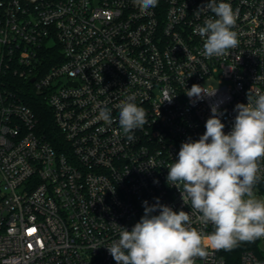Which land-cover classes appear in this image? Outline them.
Here are the masks:
<instances>
[{
  "label": "built area",
  "instance_id": "1",
  "mask_svg": "<svg viewBox=\"0 0 264 264\" xmlns=\"http://www.w3.org/2000/svg\"><path fill=\"white\" fill-rule=\"evenodd\" d=\"M219 2L237 13L239 43L207 58L194 29L216 18L208 0H159L148 13L133 0H0V264H116L113 223L131 230L144 201L191 214L167 166L205 132L213 106L227 133L235 106L264 93V0ZM20 80L46 95L61 148L38 131ZM193 84L213 94L190 99ZM129 95L147 113L132 141L118 123ZM103 107L113 123L97 118ZM255 192L264 198V180ZM192 226L214 230L194 216ZM262 244L237 263L208 248L195 264H264Z\"/></svg>",
  "mask_w": 264,
  "mask_h": 264
},
{
  "label": "clouds",
  "instance_id": "2",
  "mask_svg": "<svg viewBox=\"0 0 264 264\" xmlns=\"http://www.w3.org/2000/svg\"><path fill=\"white\" fill-rule=\"evenodd\" d=\"M133 3L148 13L159 0ZM207 7L216 18L194 29L204 40L202 55L227 56L239 43L234 31L237 13L227 2L208 0ZM204 94L213 93L198 84L186 90L190 99L200 100ZM247 99V104L235 106L234 124L227 133L222 113L213 106L205 132L197 140L183 142L177 159L167 166V183L180 191L191 214L174 211L156 198L152 205L143 202L144 215L131 230L113 223L118 238L106 247L116 264H195V258H207L208 248L231 250L239 242L264 238V198L255 192L264 180V93L257 90L255 100L249 94ZM134 100L129 95L118 105V123L129 141L134 139V130L147 123L145 109ZM97 118L113 123L107 107L100 109ZM193 216L214 230L205 234L193 227Z\"/></svg>",
  "mask_w": 264,
  "mask_h": 264
},
{
  "label": "trees",
  "instance_id": "3",
  "mask_svg": "<svg viewBox=\"0 0 264 264\" xmlns=\"http://www.w3.org/2000/svg\"><path fill=\"white\" fill-rule=\"evenodd\" d=\"M46 54L45 57L47 61H45V69L53 64L50 58L53 55H57V50H50ZM18 84L22 86L19 91L22 99L32 109L37 118L38 131L57 148H61L62 134L56 124L53 111L47 101L46 95L38 91L35 85L29 80H20ZM248 248L255 249L253 242H239L236 247L231 249V252H224L223 254L230 263H237L241 252Z\"/></svg>",
  "mask_w": 264,
  "mask_h": 264
},
{
  "label": "rangeland",
  "instance_id": "4",
  "mask_svg": "<svg viewBox=\"0 0 264 264\" xmlns=\"http://www.w3.org/2000/svg\"><path fill=\"white\" fill-rule=\"evenodd\" d=\"M262 250H264V244H262Z\"/></svg>",
  "mask_w": 264,
  "mask_h": 264
},
{
  "label": "water",
  "instance_id": "5",
  "mask_svg": "<svg viewBox=\"0 0 264 264\" xmlns=\"http://www.w3.org/2000/svg\"><path fill=\"white\" fill-rule=\"evenodd\" d=\"M32 81H34V79H32Z\"/></svg>",
  "mask_w": 264,
  "mask_h": 264
}]
</instances>
